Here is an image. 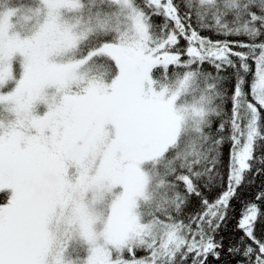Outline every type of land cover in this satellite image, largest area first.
Listing matches in <instances>:
<instances>
[{
  "label": "snow or ice",
  "instance_id": "6c2138e0",
  "mask_svg": "<svg viewBox=\"0 0 264 264\" xmlns=\"http://www.w3.org/2000/svg\"><path fill=\"white\" fill-rule=\"evenodd\" d=\"M0 264H264V0H0Z\"/></svg>",
  "mask_w": 264,
  "mask_h": 264
},
{
  "label": "trees",
  "instance_id": "16d2710c",
  "mask_svg": "<svg viewBox=\"0 0 264 264\" xmlns=\"http://www.w3.org/2000/svg\"><path fill=\"white\" fill-rule=\"evenodd\" d=\"M257 183H259V179L257 180ZM255 189H252V191H254Z\"/></svg>",
  "mask_w": 264,
  "mask_h": 264
}]
</instances>
